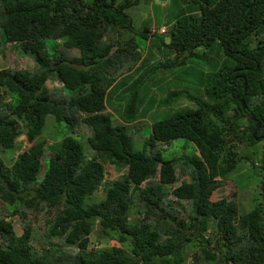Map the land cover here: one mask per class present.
<instances>
[{
	"label": "trees",
	"instance_id": "1",
	"mask_svg": "<svg viewBox=\"0 0 264 264\" xmlns=\"http://www.w3.org/2000/svg\"><path fill=\"white\" fill-rule=\"evenodd\" d=\"M138 4L0 0V55L7 45L33 64L0 70V151L22 136L30 144L12 163L0 156V264H264V0H169L174 19L159 34L135 31L128 11ZM160 36L173 57L149 70L143 53ZM215 47L219 66L196 51ZM185 59L211 69L203 95L146 99L149 74ZM156 96L183 108L149 125L144 105ZM48 118L64 125L50 145ZM176 139L196 152L165 160ZM241 149L250 162L261 154L252 165L263 180V200L245 214L233 183L216 198ZM111 168L123 172L109 180ZM95 227L118 246L90 247Z\"/></svg>",
	"mask_w": 264,
	"mask_h": 264
},
{
	"label": "rangeland",
	"instance_id": "2",
	"mask_svg": "<svg viewBox=\"0 0 264 264\" xmlns=\"http://www.w3.org/2000/svg\"><path fill=\"white\" fill-rule=\"evenodd\" d=\"M168 3L169 0H139V4L128 11V14L132 17L135 31L142 30L143 28H148L151 32H154V34H159L161 28H165V31H168L169 26L174 19L171 14L169 15V13L172 12L173 7L169 6V9L171 10L169 12V10L167 9ZM127 37L128 34L124 35V38ZM159 38L165 39L164 36H160L158 37V39L153 38L151 46H147L145 48V53H143L146 57L150 58L147 64L149 70L153 67H156L158 63L163 62L165 59H171L173 57L172 55H170L168 50L160 47L157 43H154L156 41L158 42ZM146 45L147 42L145 44H141V48L143 49ZM217 50L218 49L215 47L210 53H208L207 50H203L201 48L197 49L196 51H198L199 54L205 53L208 60L212 64H217V66H219L223 62L224 56L222 54H217ZM0 57L4 59V62L1 61L4 64L3 66L7 67H11L14 66V64H17L18 68L29 69L33 65L30 56L20 54V52L15 48L14 50L12 48L9 49L7 45L4 46ZM185 60L187 64H185L184 66L182 65L167 71L159 70L149 74L148 80L144 84V87L147 88L145 91L148 94L150 93L148 95V98L146 99H149L151 95L154 96V93L159 97H165L166 92L180 88H186L191 93L203 95V89L205 86L204 74L207 72H211V69L208 70L203 61L195 59ZM157 96L155 98H152L153 100L150 103L146 101L144 105V107L147 108V115L149 116L147 117V115H144L142 118L145 119L149 125L155 121L164 119L166 116L170 114L172 115L175 112L182 110L183 108L180 106H177V109H174L175 106L168 108L160 107L157 103ZM115 97L116 94H114L110 99V104H112L113 107H116ZM184 103L185 105L183 106L187 105V109L195 108V105L192 102L188 103V101H185ZM118 122L120 121L118 120ZM63 130L64 125H57L53 122L52 119L48 118L43 137L47 139V141H49L50 145L57 141V137L59 140L64 137ZM149 133V130H146L145 133L143 131L142 134H140V138L133 141L134 149L140 150L142 148L144 138H146ZM17 144L18 145H16L13 149L0 151V156L3 157L5 162L12 163V159H15L19 153H21L26 148H29L30 146L24 136L17 139ZM262 144L263 142L260 143V146ZM194 152L196 151L194 150V147L191 143L186 142L183 139H176L165 146L163 158L165 160H172L181 156L192 155ZM249 153L250 155H252V150H249ZM249 153L241 149L240 156H242L243 159L237 164L236 170L226 179L225 187L220 189L216 194L217 199L223 196H227L229 192H231L230 186L228 184L233 183L237 187V191L239 193L238 199L241 204V213L244 214L250 212L257 203L263 200V197L260 194V189H258V186L261 185V181H263L261 176V169L258 167V165H252V162L256 163L259 160L261 154L258 153V155L256 153L255 157H251V159L253 160H251L252 162H250ZM122 172L123 168H111L108 171L109 174L107 178L109 180H114L119 175H121ZM176 186L177 185H174V187ZM101 197L102 194L99 195V198ZM3 205L4 204L0 202V209ZM7 220H9L13 224L15 234L19 236L21 234L19 219L17 217L8 216ZM34 245L37 247V249H39V245L35 243ZM112 246H118V244L114 241L107 240L100 233L98 227H95L93 233L90 235V247L108 248Z\"/></svg>",
	"mask_w": 264,
	"mask_h": 264
},
{
	"label": "water",
	"instance_id": "3",
	"mask_svg": "<svg viewBox=\"0 0 264 264\" xmlns=\"http://www.w3.org/2000/svg\"><path fill=\"white\" fill-rule=\"evenodd\" d=\"M244 84H245V82H244ZM241 104H242V106L244 108L245 106H244V102L243 101H241ZM255 125H256V128H255V130L253 132V136H255V134L257 133V131L260 129V123H255ZM262 138L264 139V135L262 136Z\"/></svg>",
	"mask_w": 264,
	"mask_h": 264
},
{
	"label": "crops",
	"instance_id": "4",
	"mask_svg": "<svg viewBox=\"0 0 264 264\" xmlns=\"http://www.w3.org/2000/svg\"><path fill=\"white\" fill-rule=\"evenodd\" d=\"M4 59L2 58V57H0V70H2V69H6V68H9V67H7V66H3L4 64L2 63V62H4L3 61ZM2 61V62H1ZM2 65V66H1Z\"/></svg>",
	"mask_w": 264,
	"mask_h": 264
},
{
	"label": "clouds",
	"instance_id": "5",
	"mask_svg": "<svg viewBox=\"0 0 264 264\" xmlns=\"http://www.w3.org/2000/svg\"><path fill=\"white\" fill-rule=\"evenodd\" d=\"M161 30H164V32L159 31V33H165V32H167V31H165V28H161Z\"/></svg>",
	"mask_w": 264,
	"mask_h": 264
},
{
	"label": "built area",
	"instance_id": "6",
	"mask_svg": "<svg viewBox=\"0 0 264 264\" xmlns=\"http://www.w3.org/2000/svg\"><path fill=\"white\" fill-rule=\"evenodd\" d=\"M161 32H164V30H161Z\"/></svg>",
	"mask_w": 264,
	"mask_h": 264
}]
</instances>
